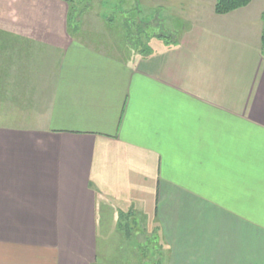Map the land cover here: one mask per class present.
Returning <instances> with one entry per match:
<instances>
[{"label":"crops","instance_id":"crops-1","mask_svg":"<svg viewBox=\"0 0 264 264\" xmlns=\"http://www.w3.org/2000/svg\"><path fill=\"white\" fill-rule=\"evenodd\" d=\"M214 3L143 56L72 0H0V264L107 263L128 211L162 264H264V0Z\"/></svg>","mask_w":264,"mask_h":264},{"label":"rangeland","instance_id":"rangeland-1","mask_svg":"<svg viewBox=\"0 0 264 264\" xmlns=\"http://www.w3.org/2000/svg\"><path fill=\"white\" fill-rule=\"evenodd\" d=\"M181 1L182 0H72V3L76 8L74 20L77 19L78 11H80V9L84 10L83 12H85V14L83 17H85L86 21L95 22V24L98 25V28L101 26L100 28L103 32V28H106V34L115 40L118 37L124 39V32L126 30L125 26H130L131 29L133 28L132 26L135 25L134 23L129 24L128 21H124V23L122 22V18L124 16L129 18L131 16L130 13H132L136 24H146V26H150L151 30L148 31L149 34H173L177 41V39H179L178 35L181 32L178 22L182 19L180 17L183 15L185 16V14L175 11L180 8ZM82 20L84 19H81V21ZM107 24H109L110 27ZM98 28L96 29L99 30ZM174 28H176L178 32H175ZM137 32L135 31L134 33V29L131 31V42L133 43L137 41ZM144 36L145 35L141 37V40L145 42ZM4 110L5 109L0 108V112H4ZM111 212L115 211L113 209L107 210V214ZM99 217L101 220L105 216L100 213ZM99 224H104L108 232L111 231V233H108L106 237L109 243L107 244L105 243V239L102 238L103 230L101 229V226H99L98 232L100 238L98 243L100 253L107 254V263H104V260L102 259L100 262L102 264H112L113 260L120 258L117 257L119 252H121V255L122 253L128 254L129 248H132L133 242L132 239L126 240V235L128 233L126 230H122L121 232L115 230V224H113V222L110 223V220H106L105 222L100 221ZM132 233H135V230L132 231ZM121 241H124L125 243ZM139 260L141 261L139 263L142 264H145L143 262L144 260L148 263L150 261L152 262V258H150L149 254L145 259L140 256ZM129 262H131V264H138L137 261H135V255L133 259H129Z\"/></svg>","mask_w":264,"mask_h":264},{"label":"trees","instance_id":"trees-1","mask_svg":"<svg viewBox=\"0 0 264 264\" xmlns=\"http://www.w3.org/2000/svg\"><path fill=\"white\" fill-rule=\"evenodd\" d=\"M252 0H215L214 3V13L216 15H225L230 12L236 11L238 9L244 8L248 6ZM130 17L127 18L126 16H122V22L128 21V23H134L135 25L131 26L133 28L130 29V26H125V32H124V41L125 44L130 46V48L133 51H136L139 55L147 56L150 52V46L149 42L153 39L158 40L162 42L165 46H171L176 44V39L174 38L173 34H154L151 35L149 34L150 26L145 25H139L138 23L136 24L135 19L133 18V14L130 13ZM126 18V20H125ZM261 19L263 21V32L261 35V52L264 57V13L261 16ZM180 26V23H178ZM181 28V26H180ZM137 32V41L136 42H131V31ZM175 29V32H178ZM145 35V42L141 40V37ZM175 39V40H174ZM130 41V42H128ZM144 42V43H143ZM134 214L131 211H128L127 213H122L118 212L117 213V220L115 222V228L118 231H125L128 232L126 237V240L132 239V246L134 248V255H135V261H137L138 264L141 262L139 260V257L141 256L142 258H146L147 255H150V258H152V262L150 261L149 263L147 261H143L145 264H162V259H163V253H162V241L161 238L158 234L157 229H153L150 233L145 231L146 229L142 225V220H139L138 218L135 217V214L131 217V215ZM104 222V221H103ZM102 224V223H101ZM135 230V233H132V231ZM124 242V241H123ZM130 248L128 251V254H124L119 252L117 255L118 258L115 261H119L118 264H131L128 260L131 258L133 259L134 257L131 256L132 252H130ZM123 257V258H122ZM112 264H115L113 263Z\"/></svg>","mask_w":264,"mask_h":264}]
</instances>
